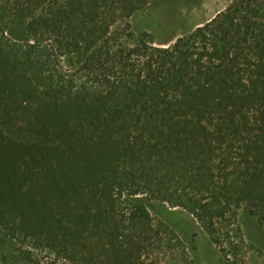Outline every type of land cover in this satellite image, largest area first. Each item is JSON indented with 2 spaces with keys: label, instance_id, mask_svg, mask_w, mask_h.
<instances>
[{
  "label": "trees",
  "instance_id": "16d2710c",
  "mask_svg": "<svg viewBox=\"0 0 264 264\" xmlns=\"http://www.w3.org/2000/svg\"><path fill=\"white\" fill-rule=\"evenodd\" d=\"M158 1L0 0V246L17 244L0 264H164L183 241L151 202L245 264L239 218L264 228V0L134 40Z\"/></svg>",
  "mask_w": 264,
  "mask_h": 264
},
{
  "label": "rangeland",
  "instance_id": "374dc122",
  "mask_svg": "<svg viewBox=\"0 0 264 264\" xmlns=\"http://www.w3.org/2000/svg\"><path fill=\"white\" fill-rule=\"evenodd\" d=\"M231 2L232 0H160L131 19L130 31L134 40L142 34H148L156 45L167 46L211 20ZM149 208L156 225H169L183 241V245L178 246L164 264H221L218 249L185 211L169 208L158 202L149 203ZM238 224L243 235L242 255L245 264H264V228L254 218L246 215L239 218ZM187 247L190 248V253ZM16 249L17 244L7 239L0 246V253L10 256ZM33 254L35 264L50 263L45 253L35 251Z\"/></svg>",
  "mask_w": 264,
  "mask_h": 264
}]
</instances>
